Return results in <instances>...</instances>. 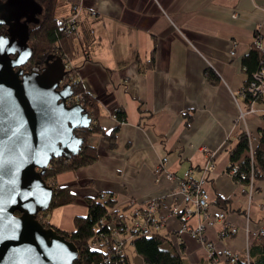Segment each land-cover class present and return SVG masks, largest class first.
<instances>
[{"label":"crops","instance_id":"crops-1","mask_svg":"<svg viewBox=\"0 0 264 264\" xmlns=\"http://www.w3.org/2000/svg\"><path fill=\"white\" fill-rule=\"evenodd\" d=\"M80 4L84 10L80 34L88 41L73 64L99 103L100 126L106 132L117 126L119 130L114 148L102 136L89 139L100 155L95 163L57 176V186L72 185L80 197L52 210L50 224L73 231L75 217L87 214L82 198L86 196H113L115 209L122 210L130 225L138 220L131 216L137 205L158 201L155 214L162 219L158 231L169 236L178 251L182 245L184 264H209L208 247L190 234L203 217L184 202L174 179L189 170L200 178L211 162L208 210L224 211L226 222L207 227L205 241L216 253L229 249L246 255L257 237L247 235V229L256 232L264 227V179L255 184L250 198L227 170L230 148L240 136L248 134L254 150L264 131V93L253 104L240 94L249 78L243 60L256 36L264 49V0H80ZM153 50L154 67L145 70ZM207 70L217 82L209 81ZM118 111L126 114L122 123L115 118ZM164 158V169L157 172ZM218 197L230 203L221 208ZM186 210L192 212L189 219L183 217ZM184 225L186 231L179 235ZM226 226L239 231L222 238ZM125 252L131 264H145L130 242Z\"/></svg>","mask_w":264,"mask_h":264},{"label":"water","instance_id":"water-1","mask_svg":"<svg viewBox=\"0 0 264 264\" xmlns=\"http://www.w3.org/2000/svg\"><path fill=\"white\" fill-rule=\"evenodd\" d=\"M13 8L43 10L35 0H0V11ZM21 17H0L11 36H0V264H75L76 245L37 216L51 208L54 188L43 178L48 167L79 154L85 141L76 132L93 120L81 104L71 103L61 57L49 56L42 72L24 71L33 50ZM17 27L25 32L20 39Z\"/></svg>","mask_w":264,"mask_h":264},{"label":"trees","instance_id":"trees-1","mask_svg":"<svg viewBox=\"0 0 264 264\" xmlns=\"http://www.w3.org/2000/svg\"><path fill=\"white\" fill-rule=\"evenodd\" d=\"M35 1L43 7V12L40 24L31 34L33 56L40 60H45L54 53L63 59L65 66H68V59L75 60L80 53L85 52L88 39L86 36L83 37L82 34L67 31L58 23L56 8L60 0ZM66 1L78 2V0ZM154 53L155 51L153 50L151 58L145 64V70L154 67ZM263 63L264 51L259 49L254 41L252 50L243 60V65L249 77L247 84L251 81L252 75L261 69ZM76 69L78 68L73 67L72 69L70 67L66 71L63 85L71 86L74 94L71 103L81 104L93 121L89 128L76 132L77 136L82 137L85 141L79 154L68 161L62 157L54 159L43 176L47 184L54 188L49 211L72 204L80 197L73 191L74 186H56L51 184V182L56 180L60 174L91 165L99 159V152L89 144V139L102 136L111 148L116 146L119 126L110 132H106L100 126L98 123L101 116L99 103L85 89L79 73L78 75L76 73ZM207 77L212 83L218 81L217 76L211 70H207ZM250 101V95L245 97L247 104H251ZM115 117L119 123L126 120L124 111H118ZM227 171L230 175L232 171H235L231 176L237 184L244 186L245 193L249 192L251 185L254 187L256 183L264 179V131L254 150L251 146L250 136L248 134L240 136L237 143L230 148V166ZM82 198L87 205V214L75 217L73 231H63L50 223L44 225L45 227L55 228L59 234L65 236L68 241L76 245L79 250V256L75 264H131L125 252L128 242L133 246L135 253L142 257L145 264H184L181 256L182 245H180V251H178L171 238L167 235H162L158 231L159 229H152L148 235H131L133 224L130 225L127 222V217L121 212V209H115L117 200L113 196L109 195L102 198L101 195H97ZM228 203H230L229 200L221 197H218L216 201V204L221 208H225ZM148 207L149 203L140 205L139 210L144 212ZM18 214L16 213V215ZM133 214L134 210L132 217H134ZM154 216L159 222H162V219L158 218L155 213ZM114 230L123 233V245L121 248H116L110 239ZM127 230L131 233H126ZM103 238H106L108 242L102 241ZM95 241H98L96 248L92 245ZM106 257L109 258L108 262L105 261ZM237 264H264V236H257L253 239L249 244L248 253L246 255L239 254Z\"/></svg>","mask_w":264,"mask_h":264},{"label":"built area","instance_id":"built-area-1","mask_svg":"<svg viewBox=\"0 0 264 264\" xmlns=\"http://www.w3.org/2000/svg\"><path fill=\"white\" fill-rule=\"evenodd\" d=\"M82 6L77 8V11L70 17L59 19L58 23L67 31H74L80 32V24L81 18L79 17V12ZM93 16H96V12H92ZM255 45L261 49H263V42L261 37L257 36L255 38ZM264 93V63L261 69L255 72L252 75L251 81L240 91V94L245 98L249 95L251 96L250 103L253 104L258 101ZM253 111V109H251ZM243 115V114H242ZM116 118V117H115ZM167 162V159L164 158L160 163L157 172H160L164 169V166ZM213 169V164L208 162L205 167H203V173L200 178H195L194 173L192 170L187 171L182 178H175L174 180L177 182L180 192L183 195V200L186 204L193 205L197 212L200 213L203 217V222L193 231L190 232L193 238L200 240L201 242L205 243L209 249V263L210 264H237V260L239 254L233 252L229 249L223 250L221 253H216L213 250L212 244L207 243L204 238V233L207 227H211L215 225L217 222H226V214L222 210H218L214 213L209 212V206L211 205V198L209 196V192L206 189V184L208 182V175ZM235 171H232L231 175L234 174ZM254 193L253 185L250 186L249 189V197L251 198ZM106 195H101L102 198H105ZM131 205L135 206L136 203L132 201ZM159 208L158 201H152L149 203V207L146 208V211H140L139 205H137L134 209V217L138 220L133 224L132 233L133 234H140V235H148L150 234L152 229H159L161 227L162 222L154 216L156 209ZM174 212H178V209L175 208ZM192 215L190 210H186L184 213V218L189 219ZM37 220L42 225H47L48 221L45 216L38 215ZM186 231V226H182L178 232L179 235L183 234ZM239 229L235 226H226L224 230L221 232V237L226 238L232 235H236ZM247 235L253 234L254 236H264V227L260 228L256 232H250L247 229ZM103 237V236H102ZM110 239L113 241L116 248H121L123 245V233L118 230H114ZM102 241L106 243L108 240L103 238ZM93 247L98 246V241L93 242ZM105 261L108 262L109 258L106 257Z\"/></svg>","mask_w":264,"mask_h":264},{"label":"flooded vegetation","instance_id":"flooded-vegetation-1","mask_svg":"<svg viewBox=\"0 0 264 264\" xmlns=\"http://www.w3.org/2000/svg\"><path fill=\"white\" fill-rule=\"evenodd\" d=\"M2 1L5 2L6 0H2ZM42 12H43V10H42ZM42 12L38 13V9H34L33 13L25 12V11H18L16 13V9L13 8L12 10L9 9V10L0 11V17L7 19L9 17H15L17 15H20V16L22 15V17L20 18L21 24H23V25L26 24L28 26L27 31H28L29 39L27 42V47L31 48L33 50V45L31 42V34H32L33 30L40 24ZM13 32L16 35L17 39H20L23 36H25L24 30H22L19 27L14 29ZM0 36H6L9 38L11 37L10 33H8V27L7 26H0ZM15 56H12V58H14ZM50 56H56V54H52ZM47 59H48V57L45 60H40L38 58H35L32 54L30 60L23 67V69L25 72H42L43 68H45Z\"/></svg>","mask_w":264,"mask_h":264},{"label":"rangeland","instance_id":"rangeland-1","mask_svg":"<svg viewBox=\"0 0 264 264\" xmlns=\"http://www.w3.org/2000/svg\"><path fill=\"white\" fill-rule=\"evenodd\" d=\"M81 6V4H80V0H78V2H73V1H66V0H60L59 2H58V6H57V8H56V17H57V20H59L60 18H58V17H60V16H62V15H65V14H67L68 12H69V9H70V12H69V14L67 15V16H65V17H62L61 19H64V18H68V17H70V16H72L76 11H77V8H79ZM93 16V15H92ZM79 17L81 18V24H80V32L81 31H83L84 30V10H83V8H81V10H80V12H79ZM80 32H76V33H79L80 34ZM54 54V53H53ZM68 59V58H67ZM69 61H68V66H66V70L65 71H68L69 70V68L71 67L72 69H73V67H76L74 64H73V61L74 60H71V59H68ZM75 69V68H74ZM79 69H76V73H77V75H78V73H79V71H78ZM70 72H71V70H70ZM51 184H53V185H56L55 184V180L54 181H52L51 182ZM57 186V185H56ZM50 210V209H49ZM46 211V212H41V213H39L38 215H43V216H45L46 217V219H47V221H48V223H50V221H49V213H51V211ZM130 222V221H129ZM48 225V224H47Z\"/></svg>","mask_w":264,"mask_h":264}]
</instances>
